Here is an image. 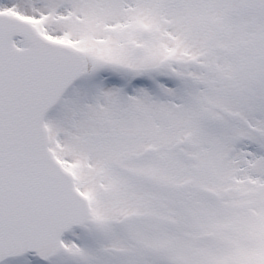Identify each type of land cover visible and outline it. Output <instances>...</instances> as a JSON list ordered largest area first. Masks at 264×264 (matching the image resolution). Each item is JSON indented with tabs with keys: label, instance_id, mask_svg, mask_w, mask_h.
Here are the masks:
<instances>
[{
	"label": "snow or ice",
	"instance_id": "6c2138e0",
	"mask_svg": "<svg viewBox=\"0 0 264 264\" xmlns=\"http://www.w3.org/2000/svg\"><path fill=\"white\" fill-rule=\"evenodd\" d=\"M0 264H264V0H0Z\"/></svg>",
	"mask_w": 264,
	"mask_h": 264
}]
</instances>
